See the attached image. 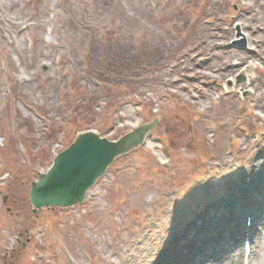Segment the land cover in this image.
<instances>
[{
    "label": "rangeland",
    "instance_id": "rangeland-1",
    "mask_svg": "<svg viewBox=\"0 0 264 264\" xmlns=\"http://www.w3.org/2000/svg\"><path fill=\"white\" fill-rule=\"evenodd\" d=\"M202 2L0 0V264H154L178 232L169 248L182 251L181 264H242L241 235L229 257L210 259L232 243L227 224L212 231L214 222L226 212L243 233V207L208 205L236 192L264 144V0ZM239 32L247 36L244 47L233 43ZM101 60L110 61L120 85L137 89L105 111L85 101L82 115L74 114V98L66 95L71 82L96 91L89 70ZM242 72L246 95L235 80ZM7 99L12 103L3 110ZM69 111L80 129L94 126L110 139L159 120L146 143L115 159L83 202L32 214L30 181L72 138L62 131L49 139L46 122H65ZM10 116L18 119L11 123ZM241 120L244 130L236 126ZM258 198L249 207L257 226L249 264H264V188ZM195 221L210 227L208 240L189 228ZM185 244L204 251L189 255Z\"/></svg>",
    "mask_w": 264,
    "mask_h": 264
},
{
    "label": "water",
    "instance_id": "water-1",
    "mask_svg": "<svg viewBox=\"0 0 264 264\" xmlns=\"http://www.w3.org/2000/svg\"><path fill=\"white\" fill-rule=\"evenodd\" d=\"M244 82L243 76L239 77ZM157 120L142 124L117 141L100 137L93 131L80 132L53 159L46 172H39L32 181L29 201L36 213L45 206H70L83 200L86 190L102 175L107 165L119 154L143 142Z\"/></svg>",
    "mask_w": 264,
    "mask_h": 264
},
{
    "label": "bare ground",
    "instance_id": "bare-ground-1",
    "mask_svg": "<svg viewBox=\"0 0 264 264\" xmlns=\"http://www.w3.org/2000/svg\"><path fill=\"white\" fill-rule=\"evenodd\" d=\"M150 145H153L152 143H148ZM257 152L254 155V158H252L249 162L250 165L248 166L247 170L243 172L239 178V181L236 185V192L231 194L232 199L230 198H223L219 204L213 203L209 204L208 206H212V208L222 207L223 209L230 208L231 210H234L236 208L246 207L249 208L252 205H255L258 201V195L262 192L264 188V177L262 176L264 171H262L260 168L264 167V144H258L257 145ZM230 218H226V216L221 217L217 220L215 223V227H212V231L217 229H220L222 226L225 227L227 224V227L224 228V231L229 232L230 235H232V243L230 242V237H223L221 235H218L217 238L220 240H223L224 242H229L231 245L228 248H223L221 250H215V253L211 255V259H219V258H227L229 257L230 247L235 248L239 242H240V235H241V224L240 222L235 224L233 227L230 225ZM212 223V222H211ZM192 227H198L200 228L198 230V235L200 239H203L206 235L208 229L210 227L207 225L200 224L198 222L192 223L189 228ZM181 238V233L178 232L175 234L174 239L171 240L170 246L174 245L177 239ZM205 240H208V237L204 238ZM168 246H165L164 248H161L159 251H157V259L155 260L154 264H181L182 257L179 256V253L182 251L179 249H176L175 251H171ZM199 246L197 244H185L182 249L188 252L189 255H192V252L195 250L197 253H203L204 250H198ZM200 251V252H199ZM207 251V250H205ZM182 261V262H181ZM237 259H232V262L228 261L225 262V259L222 260L221 264H237Z\"/></svg>",
    "mask_w": 264,
    "mask_h": 264
},
{
    "label": "trees",
    "instance_id": "trees-1",
    "mask_svg": "<svg viewBox=\"0 0 264 264\" xmlns=\"http://www.w3.org/2000/svg\"><path fill=\"white\" fill-rule=\"evenodd\" d=\"M109 62L110 61L106 62V60L99 61V65L96 68L95 75L97 76L98 79H100L104 83L103 86H101V93L103 94L104 97H106L108 104H113L117 102L118 99L121 98V96L123 95V92L121 90L123 87H132V86H130L128 83L120 85L122 83L118 81V77L114 74V70L111 69V63ZM93 73H95V71H93ZM105 84L106 86H104ZM77 99L79 100V102L77 104H74L73 111L75 113L76 110L79 112V114L82 115L83 113L82 111L84 107L79 105L85 101H90L94 105L95 101L97 100V97L93 95L84 96L82 92L80 97H78ZM82 126L77 122V120L75 121L74 118L73 128L75 129ZM48 132L49 133L47 134V137L51 138L54 134L53 127Z\"/></svg>",
    "mask_w": 264,
    "mask_h": 264
}]
</instances>
